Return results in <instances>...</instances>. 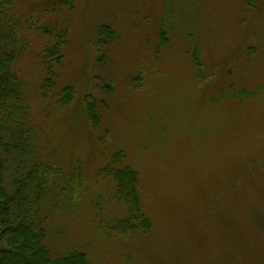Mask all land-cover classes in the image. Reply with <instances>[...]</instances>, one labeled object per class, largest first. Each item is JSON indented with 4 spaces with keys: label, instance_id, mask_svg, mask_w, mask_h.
<instances>
[{
    "label": "rangeland",
    "instance_id": "rangeland-1",
    "mask_svg": "<svg viewBox=\"0 0 264 264\" xmlns=\"http://www.w3.org/2000/svg\"><path fill=\"white\" fill-rule=\"evenodd\" d=\"M17 9L29 41L18 70L37 134L27 163L61 166L40 202L51 255L264 264V0H25ZM30 20L69 30L48 98V38ZM104 24L120 36L109 49L99 44ZM65 86L75 95L60 107ZM121 151L138 172L151 232L115 229L127 208L104 170ZM79 164L86 181L71 201L65 178Z\"/></svg>",
    "mask_w": 264,
    "mask_h": 264
},
{
    "label": "trees",
    "instance_id": "trees-1",
    "mask_svg": "<svg viewBox=\"0 0 264 264\" xmlns=\"http://www.w3.org/2000/svg\"><path fill=\"white\" fill-rule=\"evenodd\" d=\"M23 1L0 0V264H89L84 252L52 256L45 244V218L41 216L40 202L61 174V166L55 158L27 163L37 134L31 125L25 84L18 70L29 48L27 31L17 9ZM69 6L73 9V2ZM27 28L48 38L41 54L46 71L42 96L48 98L58 86L59 75L53 67L63 65L69 30L57 25L40 26L31 20ZM99 36V44L108 49L120 40L117 30L108 24L100 27ZM58 95L59 106L66 107L73 101L75 89L62 87ZM87 115L98 129L102 115L94 100L87 103ZM125 157L121 151L104 170L114 179V198L127 208L126 217L117 222L115 229L131 235L151 232L153 223L145 210L138 172L126 163ZM65 179V192L71 201L77 200L86 181L82 166L77 165Z\"/></svg>",
    "mask_w": 264,
    "mask_h": 264
}]
</instances>
